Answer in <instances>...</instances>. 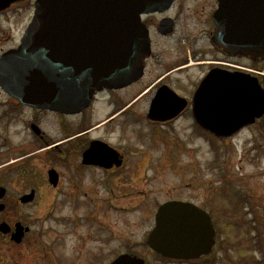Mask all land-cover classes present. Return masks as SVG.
<instances>
[{
  "label": "flooded vegetation",
  "instance_id": "af4514ba",
  "mask_svg": "<svg viewBox=\"0 0 264 264\" xmlns=\"http://www.w3.org/2000/svg\"><path fill=\"white\" fill-rule=\"evenodd\" d=\"M37 2L0 0V65L5 55L21 46ZM220 3H153L155 10L139 16L148 31L151 50L141 76L120 88L98 90L79 112L26 104L0 85V188L4 189L0 198V264H16L35 248L49 256L52 250L44 242L47 234L35 226L39 220L45 222L42 218L53 216L64 223L65 206L70 202L79 201L74 203L79 209L89 207L84 212L93 217L122 213L124 207L114 201L130 200L127 189L141 195L139 185L158 179L159 159L175 160L176 143L185 149L192 136H215L196 121L192 104L195 92L213 70L234 76L248 74L264 87V55L229 53L213 40L223 29L216 30L214 20ZM83 12L86 17L87 12ZM83 12L77 10L76 15ZM172 93L175 101L184 104L180 113L167 120L159 119L165 113L153 117L151 109L157 96L173 97ZM182 121L188 123L185 131ZM256 125L264 135V116ZM175 134L182 139L176 142ZM169 136L175 145L167 152L161 148H167ZM151 168L152 175L146 177ZM130 177L135 183L128 181ZM117 192L128 197L116 199ZM177 200L192 202L213 216L205 202ZM86 202H93L94 207ZM2 224H6L4 231ZM99 232L105 233L106 228ZM215 235L209 255L185 264H211L218 252L217 231ZM124 242L128 246V241Z\"/></svg>",
  "mask_w": 264,
  "mask_h": 264
},
{
  "label": "water",
  "instance_id": "95a60500",
  "mask_svg": "<svg viewBox=\"0 0 264 264\" xmlns=\"http://www.w3.org/2000/svg\"><path fill=\"white\" fill-rule=\"evenodd\" d=\"M157 1L38 0L21 46L2 59L1 87L29 105L79 112L97 90L123 87L142 74L150 42L139 16L155 10ZM220 2L214 20L216 30L223 29L214 41L235 54H264V0ZM77 10L87 16L83 12L78 17ZM174 98L159 94L151 115L165 113L159 119L167 120L180 113L184 104ZM193 111L203 128L231 136L263 116L264 89L256 78L214 70L196 91ZM3 192L0 188V198ZM5 227L2 224L1 230ZM214 237L207 212L189 202L172 201L160 206L147 244L163 257L190 260L209 254ZM110 264L145 260L125 253Z\"/></svg>",
  "mask_w": 264,
  "mask_h": 264
},
{
  "label": "rangeland",
  "instance_id": "374dc122",
  "mask_svg": "<svg viewBox=\"0 0 264 264\" xmlns=\"http://www.w3.org/2000/svg\"><path fill=\"white\" fill-rule=\"evenodd\" d=\"M181 124L183 131L188 129L186 121ZM169 137L167 148H161L167 152L175 145ZM180 139L182 136L175 134L176 142ZM189 142L187 139L185 149L176 143L175 160L159 159V177L153 183L139 185L141 195L127 189L130 200L114 201L124 207L122 213L93 217L84 212L89 207L76 208V201L65 206L64 223L55 216L42 218L45 222L39 220L35 228L45 230L44 242L51 254H41L35 248L16 264H110L117 256L130 252L124 241L128 246L133 243V253L145 258L147 264H185L160 258L145 241L160 204L190 198L205 202L213 213L218 252L209 261L211 264H264L262 131L256 125L229 138L192 136ZM152 169L145 172L146 177L152 175ZM128 181L135 183L131 177ZM127 197L115 193L116 199ZM86 204L94 207L93 202ZM103 227L106 232L100 233Z\"/></svg>",
  "mask_w": 264,
  "mask_h": 264
}]
</instances>
